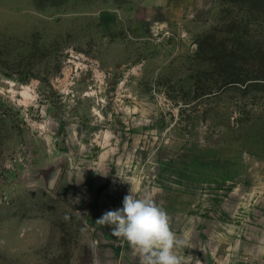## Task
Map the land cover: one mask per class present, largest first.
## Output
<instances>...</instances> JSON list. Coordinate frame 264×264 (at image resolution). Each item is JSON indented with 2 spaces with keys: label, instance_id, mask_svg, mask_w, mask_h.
<instances>
[{
  "label": "rangeland",
  "instance_id": "obj_1",
  "mask_svg": "<svg viewBox=\"0 0 264 264\" xmlns=\"http://www.w3.org/2000/svg\"><path fill=\"white\" fill-rule=\"evenodd\" d=\"M131 186L188 264H264V0H0V264H138Z\"/></svg>",
  "mask_w": 264,
  "mask_h": 264
},
{
  "label": "clouds",
  "instance_id": "obj_2",
  "mask_svg": "<svg viewBox=\"0 0 264 264\" xmlns=\"http://www.w3.org/2000/svg\"><path fill=\"white\" fill-rule=\"evenodd\" d=\"M96 223L126 241L138 264H188L177 251L185 241L172 231L167 211L150 194L139 197L135 187L124 196L122 208L106 211Z\"/></svg>",
  "mask_w": 264,
  "mask_h": 264
},
{
  "label": "trees",
  "instance_id": "obj_3",
  "mask_svg": "<svg viewBox=\"0 0 264 264\" xmlns=\"http://www.w3.org/2000/svg\"><path fill=\"white\" fill-rule=\"evenodd\" d=\"M231 81H240V80H239V78H234V79H231L230 82Z\"/></svg>",
  "mask_w": 264,
  "mask_h": 264
}]
</instances>
